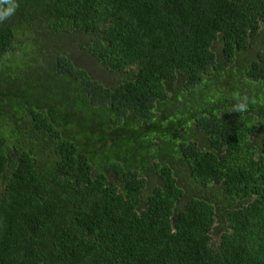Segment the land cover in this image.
<instances>
[{"label":"trees","instance_id":"trees-1","mask_svg":"<svg viewBox=\"0 0 264 264\" xmlns=\"http://www.w3.org/2000/svg\"><path fill=\"white\" fill-rule=\"evenodd\" d=\"M16 3L0 264H264V0Z\"/></svg>","mask_w":264,"mask_h":264},{"label":"clouds","instance_id":"clouds-1","mask_svg":"<svg viewBox=\"0 0 264 264\" xmlns=\"http://www.w3.org/2000/svg\"><path fill=\"white\" fill-rule=\"evenodd\" d=\"M18 6L16 0H0V23L13 16ZM234 99L236 100V103L233 105V111L244 112L247 110V97H241L237 94Z\"/></svg>","mask_w":264,"mask_h":264},{"label":"rangeland","instance_id":"rangeland-1","mask_svg":"<svg viewBox=\"0 0 264 264\" xmlns=\"http://www.w3.org/2000/svg\"><path fill=\"white\" fill-rule=\"evenodd\" d=\"M11 67H12V68H14V67H15V65H12ZM167 122H168V121H163V124H164V125H166V124H167Z\"/></svg>","mask_w":264,"mask_h":264},{"label":"bare ground","instance_id":"bare-ground-1","mask_svg":"<svg viewBox=\"0 0 264 264\" xmlns=\"http://www.w3.org/2000/svg\"><path fill=\"white\" fill-rule=\"evenodd\" d=\"M81 86V85H80Z\"/></svg>","mask_w":264,"mask_h":264}]
</instances>
